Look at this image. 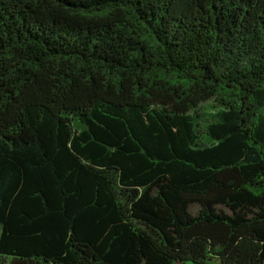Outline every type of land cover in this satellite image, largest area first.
<instances>
[{
    "label": "trees",
    "instance_id": "trees-1",
    "mask_svg": "<svg viewBox=\"0 0 264 264\" xmlns=\"http://www.w3.org/2000/svg\"><path fill=\"white\" fill-rule=\"evenodd\" d=\"M213 259L264 264V0H0V264Z\"/></svg>",
    "mask_w": 264,
    "mask_h": 264
},
{
    "label": "rangeland",
    "instance_id": "rangeland-1",
    "mask_svg": "<svg viewBox=\"0 0 264 264\" xmlns=\"http://www.w3.org/2000/svg\"><path fill=\"white\" fill-rule=\"evenodd\" d=\"M191 211L192 212L195 211V206L191 207ZM184 264H195V263H193V262H191L189 260H186V261H184ZM210 264H220V262L217 259H213V260L210 261Z\"/></svg>",
    "mask_w": 264,
    "mask_h": 264
}]
</instances>
